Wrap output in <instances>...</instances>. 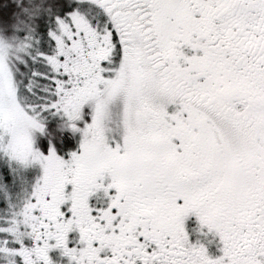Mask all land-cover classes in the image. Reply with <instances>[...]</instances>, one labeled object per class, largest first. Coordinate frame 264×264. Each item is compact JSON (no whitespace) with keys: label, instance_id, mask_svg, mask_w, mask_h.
Wrapping results in <instances>:
<instances>
[{"label":"snow or ice","instance_id":"obj_1","mask_svg":"<svg viewBox=\"0 0 264 264\" xmlns=\"http://www.w3.org/2000/svg\"><path fill=\"white\" fill-rule=\"evenodd\" d=\"M19 8L0 160L41 175L0 182V264H264V0Z\"/></svg>","mask_w":264,"mask_h":264},{"label":"rangeland","instance_id":"obj_2","mask_svg":"<svg viewBox=\"0 0 264 264\" xmlns=\"http://www.w3.org/2000/svg\"><path fill=\"white\" fill-rule=\"evenodd\" d=\"M9 3L20 5L21 0H8ZM32 3V0H29ZM40 7V4L35 5ZM27 12L23 8L14 11L12 14V23L9 28H0V46L10 47L14 52L23 46V40L18 36L19 31L25 29V24L27 20ZM21 28V29H20ZM47 122L53 127L58 124V118L49 117ZM36 138H45L44 136L34 133ZM41 175V170L39 166H33L28 168L23 172H12L9 170L8 165L0 160V182H10L11 190L13 191L14 198L19 197L23 194V190L35 182V180Z\"/></svg>","mask_w":264,"mask_h":264},{"label":"flooded vegetation","instance_id":"obj_3","mask_svg":"<svg viewBox=\"0 0 264 264\" xmlns=\"http://www.w3.org/2000/svg\"><path fill=\"white\" fill-rule=\"evenodd\" d=\"M65 135H67V133H65ZM35 141H36L37 145H39L41 141L47 142L46 138H36ZM57 144H61L62 145V149L61 148H57L56 149L58 155H61L62 157H64L68 153L76 150V148L78 147V138L70 139V143H69L68 146H63V141L54 139L52 146L55 147Z\"/></svg>","mask_w":264,"mask_h":264},{"label":"trees","instance_id":"obj_4","mask_svg":"<svg viewBox=\"0 0 264 264\" xmlns=\"http://www.w3.org/2000/svg\"><path fill=\"white\" fill-rule=\"evenodd\" d=\"M21 29V28H20Z\"/></svg>","mask_w":264,"mask_h":264}]
</instances>
